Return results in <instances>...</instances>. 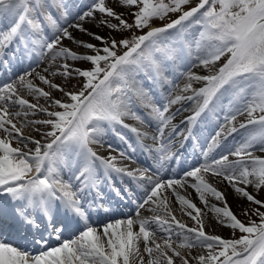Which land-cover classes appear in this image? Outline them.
I'll return each instance as SVG.
<instances>
[{
    "label": "snow or ice",
    "instance_id": "6c2138e0",
    "mask_svg": "<svg viewBox=\"0 0 264 264\" xmlns=\"http://www.w3.org/2000/svg\"><path fill=\"white\" fill-rule=\"evenodd\" d=\"M191 2L0 0V264H264V156L255 154L264 153V0ZM198 123L212 129L193 144L203 162L177 171ZM32 125L39 139L22 131ZM121 128L148 165L111 154L110 136L126 141ZM209 174L256 206L237 205L246 222ZM186 187L230 238L205 232L202 209L178 191ZM173 195L194 227L172 215ZM193 248L203 251H181Z\"/></svg>",
    "mask_w": 264,
    "mask_h": 264
},
{
    "label": "bare ground",
    "instance_id": "6f19581e",
    "mask_svg": "<svg viewBox=\"0 0 264 264\" xmlns=\"http://www.w3.org/2000/svg\"><path fill=\"white\" fill-rule=\"evenodd\" d=\"M87 27H91L90 25H86ZM77 36H80L79 33H76ZM84 38V37H83ZM44 65H40V67H37L36 70L37 71H40L41 68L43 67ZM186 71V70H185ZM193 72H196L198 74H203L204 71H202L201 67H194V69L192 70ZM178 83L182 84L183 83V79L181 78L180 80L177 81ZM167 90V88H165V91ZM29 101L32 102V103H37V100L33 97V99H30L29 98ZM41 103V102H40ZM141 111H145L143 109H141ZM173 111H175V109H173ZM187 112L188 111H185L184 113L187 115ZM182 113L183 115L182 116H185V114ZM44 117V116H43ZM241 118H243V120L245 119L244 116H240ZM21 121H23L24 118H19ZM29 120V119H28ZM180 120V119H179ZM131 126L133 127H136L142 131H146L148 132L149 134H152L154 132V129L153 127L151 126H148V125H142L140 124L139 122L135 121L134 123H131L130 124ZM121 131L122 133L124 134V136L126 137V140H128L129 142L132 143V145L134 147H136V151L135 152H132V151H128L126 150L125 147H123V140H119L117 139L114 135L113 136H110L108 138V142L113 144V147L114 146H118V150H116L114 153H111L112 155H117L118 156V152L119 150H124L127 152L128 156L132 157V159H136V160H145L146 162H144L145 164L148 165L147 162H150L148 156H146L139 148L138 145H136V143L134 142V133H132L131 131H129L128 129H123L121 128ZM212 132V129L207 127L204 123H198L197 126L193 129V134L194 136L196 137V141L195 143L199 144V145H202L205 143V140L206 138H208L210 136ZM29 136H33V137H36L37 139L40 138V136L36 133L35 130H31L30 131V135ZM151 141V140H149ZM152 142V141H151ZM151 142H145V144H152ZM188 143H194V141L192 140H188L185 147L188 146L187 144ZM22 146V145H21ZM29 147H31V145H29ZM100 150L102 151V155H107L108 154V150H107V146L105 145L104 148H100ZM105 151V152H104ZM219 151V150H218ZM201 153V148L198 146V148L196 149V151L194 152V155L191 159V161L189 163H183L179 169L177 171H180L181 169H184V168H187L189 166H191L192 164H195L197 163V161L199 159H203V157L200 155ZM216 154V153H214ZM257 156H264V153L262 152H256L255 153ZM229 159H231V157H229ZM129 161L128 159H123L121 161V164L122 165H128V162ZM203 162V160L201 161V163ZM208 180L210 183H212L215 187H217L219 190L221 191H226L227 193V201H228V204L231 206L233 212L237 215V213L239 214L241 212V208L238 207L237 205L238 204H241L243 205V207H245V203L243 202V198H241L240 200H237V196L238 194L234 193L233 189L231 187H229L227 185L226 182H220V178L219 177H214V176H211V174H209L208 176ZM178 191L180 192L181 195H185L186 198L192 200L193 203H195L197 205V207L203 209L204 211V214H205V220H210L209 218L212 217V212L208 210L207 207H205L204 203H202L200 200H199V195L198 193L192 189L191 187H186L185 189H182V190H179ZM206 199L208 201V204L209 205H212V204H216L217 206H221L220 202L216 201L214 197H212L210 194H206ZM127 204V203H126ZM147 208V206H146ZM122 211L126 214V215H131L134 213L135 211V206L134 205H128V207L126 208H123ZM141 215L142 216H151L152 215V212L150 211H146L145 209H141ZM187 211H192L191 209H187ZM238 216V215H237ZM186 218V217H184ZM215 219V218H214ZM182 223V221H180ZM187 222V221H186ZM194 222V221H193ZM188 224V223H187ZM207 224V223H206ZM205 224V225H206ZM174 227V230H176V226L173 225ZM223 227V226H222ZM178 229V228H177ZM224 231L227 230V227H223ZM222 229V230H223ZM178 231V230H177ZM160 235H164V233H158L157 234V238H159ZM215 235H220V234H215ZM65 238H73V237H69V236H65ZM173 240L175 241L176 240V237L173 236ZM141 247H143V245H141ZM203 251V250H202ZM197 252L199 251H193L192 252V255H195ZM147 258V257H146Z\"/></svg>",
    "mask_w": 264,
    "mask_h": 264
},
{
    "label": "rangeland",
    "instance_id": "374dc122",
    "mask_svg": "<svg viewBox=\"0 0 264 264\" xmlns=\"http://www.w3.org/2000/svg\"><path fill=\"white\" fill-rule=\"evenodd\" d=\"M194 1H197V0H192V2H191V4L189 5V8L190 7H194V6H196V4H195V2ZM117 11H124V9H122V8H117L116 9ZM171 15V17L174 19V18H176L175 16H174V14H170ZM167 21H159V20H156L155 21V23L157 24V25H159V24H161V23H166ZM93 30H97V29H93ZM84 39H87V37H84ZM65 43H68L67 41H65ZM224 60H225V58H221V60L219 61V62H217V66H219L220 64H222L223 62H224ZM194 69V67H191V70H193ZM201 69H202V71H204L203 72V74H206V72H205V70L201 67ZM187 71L188 69L187 68H185V67H180L179 69H177V75H179V73L180 72H183V71ZM57 82H59L58 80H57ZM76 81H72V83H75ZM35 83H37L38 85H39V81H35ZM40 86H43V85H40ZM47 90V89H46ZM22 95H24L25 96V98L26 99H28L29 100V98L30 99H33V96H31V95H27L26 93H24V92H22ZM55 95H57V96H59L60 94L59 93H55ZM41 102V103H40ZM39 104H41V105H43L44 104V100H43V98H41L40 100H39ZM16 110H18V109H16ZM184 113V112H183ZM185 114V113H184ZM181 115H183V114H181ZM181 115H178L177 117H176V121H178L179 119H181ZM186 115V114H185ZM44 115L43 114H40V113H38L36 116H29L27 119H29V120H35V119H44L45 118V116L43 117ZM23 118V117H22ZM243 120V118H241L240 116L238 117V120H237V123H239V122H241L242 120ZM127 120H129V122L128 123H134L135 122V120H132L131 122H130V119H127ZM126 120V121H127ZM125 121V122H126ZM17 126L18 127H20L21 126V124L20 123H18L17 124ZM39 127H41L40 125H32V126H29V127H24L23 129H22V131L24 132V134L25 135H30V131L31 130H35V128H39ZM36 138V137H35ZM37 139V138H36ZM39 139V138H38ZM177 139L179 140V137H177ZM177 140V141H178ZM145 141H147V142H151V141H149V140H145ZM152 143V142H151ZM113 145V144H112ZM13 146H17V143H16V141H13ZM114 148H115V150L114 151H112V153H114L116 150H118L119 148H118V146H114ZM190 148H192V150L194 149L195 150V148L197 149L198 148V146L197 147H195V148H193V145L192 146H190ZM196 151V150H195ZM105 152V151H104ZM213 155H215V154H213V153H210L209 154V159L211 158V156H213ZM204 159V158H203ZM203 159H199L197 162H201ZM179 190H182V189H179ZM248 190L249 191H252V189H251V187L249 186V188H248ZM172 198V196H170L169 197V207H170V210H171V213H172V215H174L175 217H176V219H180V218H184V217H186V218H184V221H183V223H185V224H187V226H189V227H194L195 226V222H193V220H191V218L186 214L187 213V209H183L180 205H179V202L178 201H176L175 200V197H174V195H173V199H171ZM258 198H261V199H264V190H262L261 192H260V194H259V196H258ZM243 202L245 203V208H247V207H256L255 205H251L249 202H247L245 199H243ZM262 211H264V208H262L261 209ZM241 213V212H240ZM238 214L237 213V215H238V218H240L242 221H247V219H248V217H245V216H243V215H241V214ZM202 214H203V217H204V219H205V214H204V211H203V209H202ZM152 215H153V213H152ZM215 216H214V214H212V217L211 218H209L210 220H205V232H208V233H210V234H220V236H222V237H224V238H230L231 237V235H232V233H233V230L231 229V228H228L227 227V230L226 231H224V229H223V227L217 222V219L215 218ZM169 219H170V217H169ZM252 219H256L257 221H258V218L257 217H252ZM185 221H187V222H185ZM173 229H174V227H173ZM223 229V230H222ZM181 231L180 229H177L176 228V230L175 231ZM235 235L237 236V237H239L241 234L239 233V231L237 230L236 231V233H235ZM177 243H178V241H177ZM199 251V252H201L202 250L201 249H199V248H193V249H182L181 251L182 252H184V253H186V254H191L192 255V252L193 251ZM175 264H179V260H178V258H176V261H175Z\"/></svg>",
    "mask_w": 264,
    "mask_h": 264
}]
</instances>
